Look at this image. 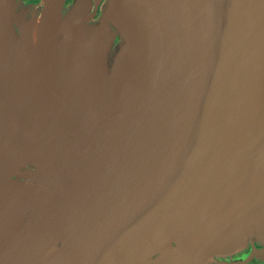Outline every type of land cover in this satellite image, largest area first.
<instances>
[{
  "label": "water",
  "instance_id": "water-1",
  "mask_svg": "<svg viewBox=\"0 0 264 264\" xmlns=\"http://www.w3.org/2000/svg\"><path fill=\"white\" fill-rule=\"evenodd\" d=\"M66 1L0 0V264L264 246V0Z\"/></svg>",
  "mask_w": 264,
  "mask_h": 264
},
{
  "label": "flooded vegetation",
  "instance_id": "flooded-vegetation-1",
  "mask_svg": "<svg viewBox=\"0 0 264 264\" xmlns=\"http://www.w3.org/2000/svg\"><path fill=\"white\" fill-rule=\"evenodd\" d=\"M74 0H67L64 12L70 10ZM106 0H102L99 5L97 15L91 20L95 22L101 14ZM17 12H25L28 16L41 12L42 0H14ZM118 40V39H117ZM214 264H264V246L258 240H251L241 249L226 255L214 257Z\"/></svg>",
  "mask_w": 264,
  "mask_h": 264
},
{
  "label": "bare ground",
  "instance_id": "bare-ground-1",
  "mask_svg": "<svg viewBox=\"0 0 264 264\" xmlns=\"http://www.w3.org/2000/svg\"><path fill=\"white\" fill-rule=\"evenodd\" d=\"M36 33L37 32L35 31V27H34V32L32 33L31 40L28 43V45H31V46H34L35 45V42H36ZM28 45H27V48H28Z\"/></svg>",
  "mask_w": 264,
  "mask_h": 264
},
{
  "label": "rangeland",
  "instance_id": "rangeland-1",
  "mask_svg": "<svg viewBox=\"0 0 264 264\" xmlns=\"http://www.w3.org/2000/svg\"><path fill=\"white\" fill-rule=\"evenodd\" d=\"M23 13V12H22ZM25 13V12H24ZM34 15L28 16L26 13L24 14V17L27 18L28 20H30ZM120 41V38H118V40L116 41V44H118Z\"/></svg>",
  "mask_w": 264,
  "mask_h": 264
}]
</instances>
